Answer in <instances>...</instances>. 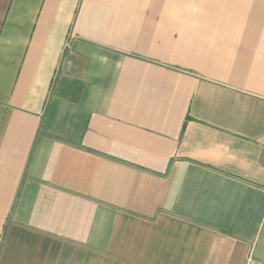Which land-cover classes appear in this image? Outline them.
<instances>
[{
    "label": "crops",
    "instance_id": "obj_1",
    "mask_svg": "<svg viewBox=\"0 0 264 264\" xmlns=\"http://www.w3.org/2000/svg\"><path fill=\"white\" fill-rule=\"evenodd\" d=\"M0 264H264V0H0Z\"/></svg>",
    "mask_w": 264,
    "mask_h": 264
},
{
    "label": "rangeland",
    "instance_id": "obj_2",
    "mask_svg": "<svg viewBox=\"0 0 264 264\" xmlns=\"http://www.w3.org/2000/svg\"><path fill=\"white\" fill-rule=\"evenodd\" d=\"M260 5V0H202V5Z\"/></svg>",
    "mask_w": 264,
    "mask_h": 264
}]
</instances>
